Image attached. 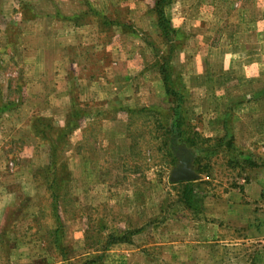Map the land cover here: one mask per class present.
<instances>
[{"label": "rangeland", "instance_id": "1", "mask_svg": "<svg viewBox=\"0 0 264 264\" xmlns=\"http://www.w3.org/2000/svg\"><path fill=\"white\" fill-rule=\"evenodd\" d=\"M153 3L0 0V202L14 194L0 207V264H113L120 245L138 248L126 264H264V233L209 228L230 191L243 203L244 183L264 181V96L240 120L188 95L176 65L188 35L166 34ZM170 135L197 147L185 199L169 181L183 158ZM260 201L264 217V189ZM113 234L126 240L103 248Z\"/></svg>", "mask_w": 264, "mask_h": 264}, {"label": "crops", "instance_id": "2", "mask_svg": "<svg viewBox=\"0 0 264 264\" xmlns=\"http://www.w3.org/2000/svg\"><path fill=\"white\" fill-rule=\"evenodd\" d=\"M165 15L176 32L188 35L176 52L179 79L187 94L211 99L214 106L226 101L230 111L242 113L240 120L258 110V102L249 96H264V0H172ZM242 97L244 101L233 104ZM263 189L259 178L244 183L238 200L244 197L246 204L235 203L236 190L230 191L225 215L216 213L210 219V238H220L215 226L221 222L243 241L264 233ZM1 200L0 207H10L14 194H4ZM116 248L111 251L113 264H126L121 254L131 258L138 250L125 245Z\"/></svg>", "mask_w": 264, "mask_h": 264}, {"label": "trees", "instance_id": "3", "mask_svg": "<svg viewBox=\"0 0 264 264\" xmlns=\"http://www.w3.org/2000/svg\"><path fill=\"white\" fill-rule=\"evenodd\" d=\"M171 1L172 0H154V3H153L154 9L156 11V15L158 17V21L157 22L162 27L163 31L166 34H169V33L171 34V33L175 32L174 29L170 25V21L168 20V18L165 15V7L167 5H169L171 3ZM162 80H163L164 85H165L166 93H168V94L172 93V91L167 86V81L169 80V76L162 75ZM179 84H180L179 85L180 88L182 89L183 87H182L180 81H179ZM177 115H178L177 112H174V116H177ZM181 125H182V121L179 119V121H177V123H173L172 126H171L172 130L176 129V130L179 131L178 134H180V136L185 134V131H183L181 129ZM226 135H227V133H226ZM169 139H170L169 146L175 152H179V153L181 152L182 155H184V156L187 155V152L185 151L186 147L190 146L191 148L197 149V147L194 146L195 143L193 142V140L188 138V137L185 138L184 141L181 142V144H178L175 141V137L173 135H170ZM231 141H232V138L230 137V139H228V141L226 142V145L232 146L231 145ZM185 142H187V144H186L187 146L183 144ZM195 181H196V179L186 180V181H178V182H170V183H180V184H182L181 196L185 199V198L189 197V195H191L194 192V189H195L194 182ZM125 240L126 239L124 237V234L120 235V236H117V235H114V234L113 235H108V237L105 240L103 248H106L110 244H115L117 242H124ZM100 258H101V255H97L94 258L86 259L81 264H98V262H100L99 261Z\"/></svg>", "mask_w": 264, "mask_h": 264}, {"label": "water", "instance_id": "4", "mask_svg": "<svg viewBox=\"0 0 264 264\" xmlns=\"http://www.w3.org/2000/svg\"><path fill=\"white\" fill-rule=\"evenodd\" d=\"M197 178L198 174L192 169L190 158L185 157L182 159L181 165L177 166L174 170H172L169 176V181L178 182L193 180Z\"/></svg>", "mask_w": 264, "mask_h": 264}, {"label": "flooded vegetation", "instance_id": "5", "mask_svg": "<svg viewBox=\"0 0 264 264\" xmlns=\"http://www.w3.org/2000/svg\"><path fill=\"white\" fill-rule=\"evenodd\" d=\"M183 158H185L184 155H183ZM183 158H181V162H182V159H183Z\"/></svg>", "mask_w": 264, "mask_h": 264}]
</instances>
